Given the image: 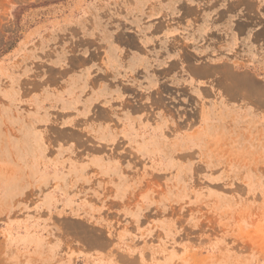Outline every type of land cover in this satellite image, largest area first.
Returning <instances> with one entry per match:
<instances>
[{"label":"rangeland","instance_id":"374dc122","mask_svg":"<svg viewBox=\"0 0 264 264\" xmlns=\"http://www.w3.org/2000/svg\"><path fill=\"white\" fill-rule=\"evenodd\" d=\"M0 264H264V0H0Z\"/></svg>","mask_w":264,"mask_h":264}]
</instances>
